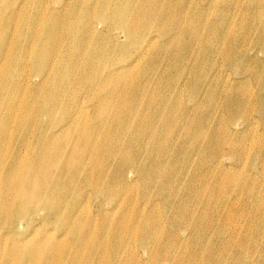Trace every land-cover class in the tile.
Returning <instances> with one entry per match:
<instances>
[{
	"label": "bare ground",
	"instance_id": "obj_1",
	"mask_svg": "<svg viewBox=\"0 0 264 264\" xmlns=\"http://www.w3.org/2000/svg\"><path fill=\"white\" fill-rule=\"evenodd\" d=\"M28 1L0 0V14L10 13L0 24V264H264L263 145L254 157L262 170L229 176L245 166L237 160L219 170L225 146L242 160V131L258 136L264 125V49L252 45L264 47V0L233 10L232 0H68L66 19L57 8L25 9ZM170 53L179 76L199 71L166 97L162 85L146 88L156 75L145 68ZM225 62L247 78L201 77ZM134 76V92L119 95ZM181 86L197 101L185 106ZM225 110L242 114L241 125L225 128ZM236 187L242 195L210 224L207 203ZM140 190L147 200H136ZM163 218L192 232L167 233Z\"/></svg>",
	"mask_w": 264,
	"mask_h": 264
},
{
	"label": "rangeland",
	"instance_id": "obj_2",
	"mask_svg": "<svg viewBox=\"0 0 264 264\" xmlns=\"http://www.w3.org/2000/svg\"><path fill=\"white\" fill-rule=\"evenodd\" d=\"M39 1H42V2L40 3ZM64 1H68V0H29L28 1L29 3L27 2L25 9L30 8L31 10H33V9L34 10H36V9L37 10L38 9L39 10H44L46 7H48L49 9H55V8H57L59 10L60 9L62 10V11H60V13L66 19L67 18V14L64 12V9L62 8V5H63ZM195 1L196 0H194V2ZM232 1L234 2V5L232 7V10H233V8H234L235 5L244 6V3H246L245 2L246 0H232ZM22 2L24 3L25 0H8L7 3H10V4L14 3L13 4V7L16 8V7H19ZM198 2L199 1H196L195 2L196 4H194V7L193 8H196L198 6L197 5ZM2 5H4V4H2ZM79 5H81V3H79ZM226 5H227V3H225L221 7V10H223L226 7ZM8 14H10V13L9 12H4V11H3V13L0 14V24H2V26H4L3 21L5 19L7 20V15ZM232 14H233V12H232ZM16 15L17 14H15L14 16H16ZM239 15H241V14H239ZM11 16H12V14H11ZM22 17H23V15L18 16L16 19H13V22L9 24L10 32H13V30L15 28H17V27H21V25L20 24H17V23L22 21ZM94 20L96 21V23L100 27L101 24H102V23H99L100 20L99 19H96L95 17H94ZM106 26H107L106 24H103V26L100 27V28H103L104 31H106ZM114 32L116 34H118V32H119V35H120L119 38H120V40H121L122 43H124L125 45H130V43H128L129 42V39L126 38L123 35V32L121 31L120 28H115ZM9 35H10V33H9ZM216 43H217V46L221 49L222 48V45L219 44L218 42H216ZM252 45H254L255 47H257L258 49H261V52L264 49L261 41H259L258 38L256 39V41H254L252 43ZM132 51H134V50L126 51L125 52V55H123V56L126 57V58H129L130 55H131V53H132ZM175 53H176V51H175ZM263 53H264V50H263ZM171 55L172 54L170 53V55L165 60L163 58H160L158 61L148 60V62L151 63L152 65L150 67L147 66V68H145V70L148 73H152V74L155 73V75H156V80L154 82L150 83L149 84V87H146V88H148L149 90H151V89L157 87V84L158 85H162V93L166 97L170 94V84H172L173 82L176 84L175 81L187 79L190 76L191 72H198L199 71V69L196 68V69H193L192 71H185V72L181 73V75L179 76V74H180V68L182 66H181L180 63H177V64L171 63L170 62V56ZM260 55H261V53H260ZM210 62L213 63L212 59H210ZM217 62L218 63H224L221 60L220 61H217ZM144 67H146V66L141 61V64H140L139 68H144ZM201 72H202L201 73V77L204 78V79L207 77L206 76L207 74H210L211 77H214L215 75H222V76H224V78H226L225 77V74H229L228 76L230 78V83H232V82L241 83L245 78H247V77H238L234 73V71H232L230 69V67L228 66V64L226 62L223 65L222 68H217V70H213V71L210 69L209 71L206 70V72H203V71H201ZM223 72H225V74H221ZM25 73H26V77L29 78L32 81L36 79V76L38 74L37 70L33 67V64L25 67ZM175 78H177V79L174 80ZM221 78H223V77H221ZM135 80L138 81V77H135L134 76L132 78V83H131L130 86H129V82L128 83L125 82V81L120 82V84H119V95L120 94H123L125 87H128L129 94H130V92L133 93L134 90L137 87L136 86L137 83L135 84ZM20 87H21V89L23 91L27 86H26L25 82H23V83H21ZM84 87L85 88H87V87L89 88V91L90 92H86V93L90 94V96H91L90 99H94L95 97H98L99 96L98 94L96 95L94 92H93V94H91V89H90L89 84L84 85ZM182 88H183V86H181V95L184 97L183 98V101H185V102H183V104L185 106H188L189 104H193L195 101H197V100H190L189 103H188L187 98H186V96L188 95V92L185 94V91L182 90ZM126 92L128 93V90ZM146 93H149V92L147 91ZM89 101L90 100H88V103H89ZM70 103H72V100H70ZM210 110L211 109H209L208 107H206L204 109L205 114H208V112ZM70 111H71V109L70 110H67L66 113L68 114V112L70 113ZM21 112H23V111H21ZM230 117L232 118V116L229 115V112L225 110L223 112L222 117H221V122H223L225 128L226 127H233L234 128V125L235 124L241 125L240 124L241 123V120H243V118H244L242 116V114L237 115V118L236 119L234 118V120H232ZM232 130H233V132H235L234 129H232ZM242 132H243L242 134H244V137L246 139L245 140V144H244L245 146H244L243 154H242V160L235 159V158H233L231 156H228V151L231 148L229 146H225L224 149L227 151V156H225V159L222 162L224 165L219 166V170L224 172L226 169H230L231 164L237 165V163L235 162L236 160L239 161V162H242L241 164L244 163L245 166L244 165H241V167H239L238 169H231L232 171L231 172L229 171L228 172V175L229 174H233V175H238V174L248 175L250 173L253 174L256 170L258 172L259 169L260 170L263 169L261 163H258V161L257 162H254V157L257 156L258 150H259V148H260L261 145H263L262 148H264V125H262L260 127V131H258V133H260V134L258 136L251 135V133L248 132V131L245 132V133H244V131H242ZM11 136H12L11 138L13 140H15L17 138L18 132H17L16 126H15L14 130L12 131ZM259 141L261 143L260 145L258 143ZM252 162H254V163H252ZM200 173H201V171L199 172V174ZM134 195H136L135 198H136L137 201L138 200L139 201L140 200H147L144 197L143 192L141 190L139 192L134 193ZM240 195H242V191L238 187H236L234 190L230 189L227 192V194L224 197V200H213V201L207 203V205H210L213 208V211H211L209 213V217H210L209 222H210V224L213 223V222H215V220H216V213H218V211L221 208L225 207L223 204L227 200L228 201L229 200H232L235 197L240 196ZM93 205H94V202L92 204V208H93ZM139 205L140 206H143L144 203L143 204H139ZM139 205H136V208H135L136 211H140L141 210V208H140ZM132 210H134V208ZM167 215H169V214H167ZM164 216L165 215H163V209H159V211H158V218H159V220L162 217H164ZM163 220H164V224L162 225V227L164 228L165 232H167V233L170 232V231L180 232V231L186 229L187 231L184 232L183 236L180 235L181 238H185L186 235H189V231L188 230L191 231L190 227H187L186 224L178 225L176 223L170 222L166 218H163ZM202 231H203V235H205L206 232L208 233L207 229H204L203 228ZM206 236L209 238L210 237V234L208 233V235H206ZM211 236H213V238H216L215 237V233L211 234ZM194 238L195 237L193 236V233H192L191 236H190L189 241L192 242ZM195 250H199V249L196 248ZM142 252H144V251L141 250V253ZM205 264H209V263L206 262Z\"/></svg>",
	"mask_w": 264,
	"mask_h": 264
}]
</instances>
